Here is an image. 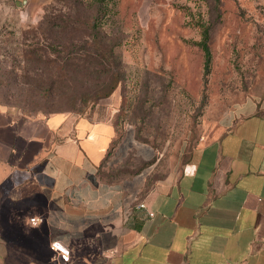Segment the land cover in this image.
Returning <instances> with one entry per match:
<instances>
[{
	"label": "crops",
	"instance_id": "crops-1",
	"mask_svg": "<svg viewBox=\"0 0 264 264\" xmlns=\"http://www.w3.org/2000/svg\"><path fill=\"white\" fill-rule=\"evenodd\" d=\"M115 136L0 107V264H264V104H237L141 200L97 176Z\"/></svg>",
	"mask_w": 264,
	"mask_h": 264
},
{
	"label": "rangeland",
	"instance_id": "rangeland-1",
	"mask_svg": "<svg viewBox=\"0 0 264 264\" xmlns=\"http://www.w3.org/2000/svg\"><path fill=\"white\" fill-rule=\"evenodd\" d=\"M53 1L0 0V25H35ZM115 10L108 29L126 35L117 50L124 77L82 117L116 131L99 179L123 184L141 200L174 179L191 149L214 136L237 104H264V0H219L217 8L213 0H117ZM199 24L211 26L207 75ZM26 98L0 85V107L14 116L50 109Z\"/></svg>",
	"mask_w": 264,
	"mask_h": 264
},
{
	"label": "trees",
	"instance_id": "trees-1",
	"mask_svg": "<svg viewBox=\"0 0 264 264\" xmlns=\"http://www.w3.org/2000/svg\"><path fill=\"white\" fill-rule=\"evenodd\" d=\"M213 2L217 8L219 0ZM116 3L54 0L35 25H0V85L5 91L19 90L29 101L50 105L46 112L38 109L23 116L69 113L89 120L82 117L83 108L113 94L124 77L117 50L126 38L121 29H108L117 16ZM199 28L196 45L207 75L211 26L199 24Z\"/></svg>",
	"mask_w": 264,
	"mask_h": 264
},
{
	"label": "built area",
	"instance_id": "built-area-1",
	"mask_svg": "<svg viewBox=\"0 0 264 264\" xmlns=\"http://www.w3.org/2000/svg\"><path fill=\"white\" fill-rule=\"evenodd\" d=\"M31 223H35V219H30ZM51 250L58 254V258L61 262L66 263L68 261V251L59 246L56 242L51 244Z\"/></svg>",
	"mask_w": 264,
	"mask_h": 264
},
{
	"label": "water",
	"instance_id": "water-1",
	"mask_svg": "<svg viewBox=\"0 0 264 264\" xmlns=\"http://www.w3.org/2000/svg\"><path fill=\"white\" fill-rule=\"evenodd\" d=\"M24 3H25L24 1H22V2H18V1H16V5H17V6H22Z\"/></svg>",
	"mask_w": 264,
	"mask_h": 264
}]
</instances>
